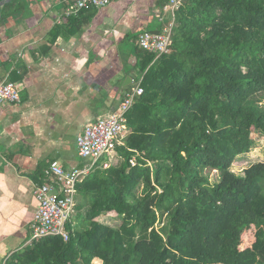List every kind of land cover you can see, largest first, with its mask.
<instances>
[{
    "label": "trees",
    "instance_id": "1",
    "mask_svg": "<svg viewBox=\"0 0 264 264\" xmlns=\"http://www.w3.org/2000/svg\"><path fill=\"white\" fill-rule=\"evenodd\" d=\"M0 12L2 25L30 9ZM174 22L169 52L135 48L143 93L120 160L78 183L69 239L31 240L4 264H264V161L232 165L251 128L264 136V0H185Z\"/></svg>",
    "mask_w": 264,
    "mask_h": 264
},
{
    "label": "crops",
    "instance_id": "2",
    "mask_svg": "<svg viewBox=\"0 0 264 264\" xmlns=\"http://www.w3.org/2000/svg\"><path fill=\"white\" fill-rule=\"evenodd\" d=\"M27 3L29 15L0 25V80L14 78L20 95L18 103H0V264L31 243L33 191L50 162L65 171L91 166L79 156L76 137L134 87L139 34L174 24L164 0H112L76 21L66 19V0Z\"/></svg>",
    "mask_w": 264,
    "mask_h": 264
},
{
    "label": "built area",
    "instance_id": "3",
    "mask_svg": "<svg viewBox=\"0 0 264 264\" xmlns=\"http://www.w3.org/2000/svg\"><path fill=\"white\" fill-rule=\"evenodd\" d=\"M65 15H77L89 8H102L112 0H66ZM165 9L172 14L174 22L175 11L185 0H165ZM172 27L160 33L142 32L137 37L138 46L159 57L169 52ZM143 93L140 82L130 88L116 110L108 117L98 118L88 123L76 137V148L81 158H90V167L73 168L65 171L58 161L50 162L44 170L42 183L34 187V195L38 201L37 209L31 224V240H38L49 236H61L64 241L69 239L68 222L76 206L77 184L97 162L106 168L113 165L118 157L116 148L124 144L127 128V112L132 107L137 96ZM20 102L19 89L10 80H0V103ZM134 164V159L130 160ZM55 190V193H52Z\"/></svg>",
    "mask_w": 264,
    "mask_h": 264
},
{
    "label": "rangeland",
    "instance_id": "4",
    "mask_svg": "<svg viewBox=\"0 0 264 264\" xmlns=\"http://www.w3.org/2000/svg\"><path fill=\"white\" fill-rule=\"evenodd\" d=\"M174 25H175V22L172 26L174 27ZM137 82L138 81H135L133 83V86H136ZM261 103L263 104L264 102L262 101ZM251 130L252 131H251L250 137H251V140L253 141V144H252L250 151L248 153L238 156L234 160V162L232 163L233 169H235L236 171H240L243 168H245V167H247L253 163L264 161V136L262 135V133L259 130L255 129V128H251ZM115 160L119 161L120 159L118 157H116ZM82 161H84L85 165H91V163H92V159H90V158H83ZM114 162H115V164H117L116 161H114ZM99 166H100V162H97L93 169L99 168ZM204 174L208 175L209 181L212 184L219 180V173L217 170L205 169ZM113 215L114 214L102 215V216H100L99 221L107 222V223H110L111 225L112 224L118 225V223L120 221H119V219L118 220L115 219L113 217ZM165 224H166V218L164 217L162 219V222H161L159 228Z\"/></svg>",
    "mask_w": 264,
    "mask_h": 264
},
{
    "label": "water",
    "instance_id": "5",
    "mask_svg": "<svg viewBox=\"0 0 264 264\" xmlns=\"http://www.w3.org/2000/svg\"><path fill=\"white\" fill-rule=\"evenodd\" d=\"M11 0H0V8L5 4V3H8L10 2ZM0 19H1V12H0ZM129 78H127L128 80Z\"/></svg>",
    "mask_w": 264,
    "mask_h": 264
}]
</instances>
